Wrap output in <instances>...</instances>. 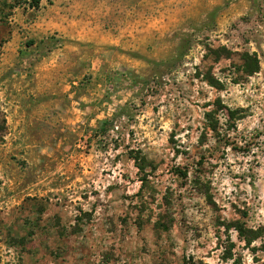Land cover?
I'll return each mask as SVG.
<instances>
[{"label": "rangeland", "instance_id": "obj_1", "mask_svg": "<svg viewBox=\"0 0 264 264\" xmlns=\"http://www.w3.org/2000/svg\"><path fill=\"white\" fill-rule=\"evenodd\" d=\"M0 264H264V0H0Z\"/></svg>", "mask_w": 264, "mask_h": 264}, {"label": "trees", "instance_id": "obj_2", "mask_svg": "<svg viewBox=\"0 0 264 264\" xmlns=\"http://www.w3.org/2000/svg\"><path fill=\"white\" fill-rule=\"evenodd\" d=\"M248 58L250 57V60L252 58L253 60V63H254V66L252 68H248L246 71L249 72V73H253V72H256L257 69H258V61H257V57L255 56V54L253 55H247Z\"/></svg>", "mask_w": 264, "mask_h": 264}]
</instances>
